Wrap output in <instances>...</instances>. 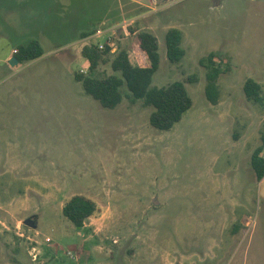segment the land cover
<instances>
[{
  "label": "rangeland",
  "instance_id": "1",
  "mask_svg": "<svg viewBox=\"0 0 264 264\" xmlns=\"http://www.w3.org/2000/svg\"><path fill=\"white\" fill-rule=\"evenodd\" d=\"M18 1L21 27L33 29L36 2ZM11 4L0 0V17ZM80 4L88 16L80 25L44 13L47 55L28 69L1 63L9 48L0 21V264H264V177L251 162L264 143V0L122 3L110 22L112 52L130 49L139 30L153 32L152 86L182 81L193 100L169 130L151 124L154 108L133 102L126 84L122 102L106 108L75 80L88 60H63L74 51L62 46L98 25L104 9ZM173 27L186 50L177 63L167 56ZM210 52L225 58L218 104L205 94L201 59ZM102 72L115 73L110 62ZM249 78L261 84L258 100L245 93ZM76 194L97 205L83 228L63 214Z\"/></svg>",
  "mask_w": 264,
  "mask_h": 264
},
{
  "label": "trees",
  "instance_id": "2",
  "mask_svg": "<svg viewBox=\"0 0 264 264\" xmlns=\"http://www.w3.org/2000/svg\"><path fill=\"white\" fill-rule=\"evenodd\" d=\"M112 20L115 19H110L107 24L97 21L98 25L95 23L86 29L81 37L93 34L98 26H110ZM137 29L136 25L128 26L132 33H136ZM183 37V32L176 27L170 28L166 33L167 56L172 63L180 62L186 54ZM133 40L130 49L122 48L118 52H112V44H106L104 49H99L96 44L84 45L82 55L89 62L88 73L76 72L75 79L106 108H115L122 102L124 96L121 87L126 84L133 102L141 99L145 105L154 108L150 115L151 124L159 130H169L182 119L193 100L182 81H174L162 87L152 86L153 76L160 65L157 36L144 29L139 30ZM43 54L45 49L38 38L19 45L14 52L20 62L36 59ZM224 61L225 58L216 52H210L201 59V64L206 68L205 94L213 104H218L220 100L218 80L225 72L222 67ZM109 62L115 73L98 74L100 66ZM197 79L196 74L188 77V81ZM261 88V84L253 78H249L244 86L247 97L253 100L259 99ZM263 149L264 143L255 149L251 160L258 180L264 177ZM96 210L97 205L91 198L76 194L65 203L63 214L77 228H83Z\"/></svg>",
  "mask_w": 264,
  "mask_h": 264
},
{
  "label": "crops",
  "instance_id": "3",
  "mask_svg": "<svg viewBox=\"0 0 264 264\" xmlns=\"http://www.w3.org/2000/svg\"><path fill=\"white\" fill-rule=\"evenodd\" d=\"M9 1H11L13 4L5 8V11H3V15L0 17V21L2 25L5 27L3 32L1 33H5V36L7 37L5 40L9 48L8 52L5 54V58H3L1 62L4 65L9 64V59L12 56H14L16 47H18L21 44L28 43L33 38H38L39 40L41 39L44 33V28L40 23L41 20L44 18L43 15L45 12H47L48 16L61 21V24H68L70 21H73L80 25L82 23H85V18L88 17L86 16L84 10L82 9V5L80 4V2L85 0H47V2L49 3L47 6H43L42 2H39V0H25L27 3L36 2L34 6L28 7V8H33V10H35V14L32 18L34 19L32 20L33 22L32 25H34V28L32 29L30 25H23V27H21L22 26L21 19H19L20 5L16 4L20 1L18 0H9ZM95 1L99 2L101 5L102 3L104 4L103 5L104 9H102V11L98 16V21L99 22L102 21V24H107L109 23L110 19H116L122 16V3L128 2L136 5L139 4V5L147 6L144 3L149 0H95ZM41 11L43 12L40 14ZM97 28H99V26ZM84 31H86V28H81L78 31H76L74 36H72V38L67 40L66 44L62 46L63 48H67L65 49L67 51L73 49L74 53H71V55L75 57V58L74 57L63 58V60L79 59V55L80 57L81 56L84 57L82 55V48L84 46L82 47L79 46L81 41L85 39L81 37ZM26 33L29 34L30 37L28 42L24 43L21 40L22 37L21 35ZM45 55L47 54H43L42 56L36 59L26 61L22 65V68L28 69L32 65L38 64L39 62H43V60H45L44 58ZM20 64L21 62L19 61L17 65L15 66L10 65V67L14 68L19 66ZM12 77L15 78L16 75L15 76L12 75Z\"/></svg>",
  "mask_w": 264,
  "mask_h": 264
},
{
  "label": "built area",
  "instance_id": "4",
  "mask_svg": "<svg viewBox=\"0 0 264 264\" xmlns=\"http://www.w3.org/2000/svg\"><path fill=\"white\" fill-rule=\"evenodd\" d=\"M130 22H134V20H130ZM115 30H113V28L111 26H103V27H99L98 29H96V31L87 36L85 38V40L88 42L87 44H96L99 49H104L106 44H112L113 46V42H112V34H114ZM96 36H102L104 37L103 41H94L93 38ZM82 72H84V70L82 69Z\"/></svg>",
  "mask_w": 264,
  "mask_h": 264
},
{
  "label": "water",
  "instance_id": "5",
  "mask_svg": "<svg viewBox=\"0 0 264 264\" xmlns=\"http://www.w3.org/2000/svg\"><path fill=\"white\" fill-rule=\"evenodd\" d=\"M165 0H157V3L158 4H160L161 2H164ZM19 63V59L17 58V56H12L10 59H9V64L11 65V66H15V65H17ZM26 223L28 224V225H31V226H35V223H34V221L32 220V219H28L27 221H26Z\"/></svg>",
  "mask_w": 264,
  "mask_h": 264
}]
</instances>
